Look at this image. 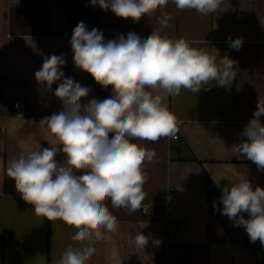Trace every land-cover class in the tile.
I'll list each match as a JSON object with an SVG mask.
<instances>
[{
    "label": "crops",
    "instance_id": "crops-1",
    "mask_svg": "<svg viewBox=\"0 0 264 264\" xmlns=\"http://www.w3.org/2000/svg\"><path fill=\"white\" fill-rule=\"evenodd\" d=\"M86 1L111 39L126 38L129 32L146 39L159 28L162 14H170L174 19L163 34L183 37L192 47L214 54L216 50L218 61L219 57L235 61L236 77L227 87L213 81L198 93L182 89L180 95L170 96L152 90L162 96L180 125L178 139L138 141L156 152L155 162L143 168L147 180L142 204H148L147 212L141 207L130 215L127 208L109 203L117 230L101 229L100 240L73 241L77 229L59 219L36 216L6 168L21 154L61 147L41 122L62 108L54 95L60 82L47 90L35 78L45 59L63 56L65 77L89 87L82 104L113 94L111 86L105 90L73 62V29L79 22L88 29ZM221 10L201 16L195 10H179L169 0L166 7L134 22L93 6L91 0H0V264H55L69 245L83 249L89 244L95 253L86 264H154V239L165 243L164 264H264L260 241L251 242L245 227L235 226L207 198L208 179L213 177L220 180L216 185L221 192L246 179L253 189L264 188V172L243 155H235V147L247 139L242 133L258 98H264V0H223ZM236 38L243 41L239 50L230 47ZM16 101L22 117L11 109ZM260 121L264 124V116ZM55 159L62 164L66 157L58 152ZM240 215L248 218L246 212ZM138 232L149 237L143 249L134 243Z\"/></svg>",
    "mask_w": 264,
    "mask_h": 264
},
{
    "label": "clouds",
    "instance_id": "clouds-1",
    "mask_svg": "<svg viewBox=\"0 0 264 264\" xmlns=\"http://www.w3.org/2000/svg\"><path fill=\"white\" fill-rule=\"evenodd\" d=\"M169 0H91L93 6L111 10L117 17L134 22L168 5ZM179 10H195L201 16L217 13L223 0H174ZM164 13L158 20L159 28L146 38L134 32L127 37L105 40L97 28L87 29L79 22L73 29L71 48L76 68L92 76L102 88L112 89V96L98 100L92 98L82 104L90 89L73 78L65 77L61 70L66 60L52 55L35 72L37 82L51 90L60 82L54 95L62 104L59 112L43 118L47 129L61 147H46L21 154L8 162L7 176L15 181L22 199L33 206L38 217L49 221L62 220L77 229L73 241H92L103 238L101 229L116 231L118 220L109 210L127 208L129 214L141 210L146 199L143 190L147 180L143 168L153 163L156 152L139 146L138 141L157 142L161 138L175 137L180 121L153 89H161L170 96L181 90L198 93L211 82L227 87L236 77L235 61L217 58L195 48L183 37L172 38L163 34L169 21ZM242 38L231 41L230 47L239 50ZM219 56V55H218ZM264 98L259 97L257 108L246 124L242 135L247 139L235 147V155H243L264 172ZM111 134V135H110ZM62 152L66 159L60 164L55 159ZM82 174H77L81 172ZM217 185L219 181L213 177ZM220 209H214L243 225L251 242L264 246V188L253 189L249 180L223 187ZM147 212V209H145ZM246 212L245 219L241 213ZM134 243L144 248L149 237L135 236ZM153 243L159 245L160 240ZM95 253L89 244L83 249L71 245L55 264H86Z\"/></svg>",
    "mask_w": 264,
    "mask_h": 264
},
{
    "label": "trees",
    "instance_id": "trees-1",
    "mask_svg": "<svg viewBox=\"0 0 264 264\" xmlns=\"http://www.w3.org/2000/svg\"><path fill=\"white\" fill-rule=\"evenodd\" d=\"M86 4V7H87V10H88V30L90 31L92 28H97L99 30H101L103 32V35H104V38L105 40H112L110 37H108L98 18L96 17V15L94 14V12L92 11L91 9V6H90V3L89 1H86L85 2ZM222 195V192L221 190L218 188V186L216 185V183L211 179L209 178L208 179V184H207V198H208V201H212V202H220V197Z\"/></svg>",
    "mask_w": 264,
    "mask_h": 264
},
{
    "label": "built area",
    "instance_id": "built-area-1",
    "mask_svg": "<svg viewBox=\"0 0 264 264\" xmlns=\"http://www.w3.org/2000/svg\"><path fill=\"white\" fill-rule=\"evenodd\" d=\"M14 2H21V0H11ZM11 109L15 112V114L18 117L24 116V111L21 108L20 102L16 101L13 103ZM173 139H178V135L176 134ZM142 211L145 212V209H148V204H142ZM165 262V243L161 242L159 245H157V253H156V261L154 264H164Z\"/></svg>",
    "mask_w": 264,
    "mask_h": 264
}]
</instances>
